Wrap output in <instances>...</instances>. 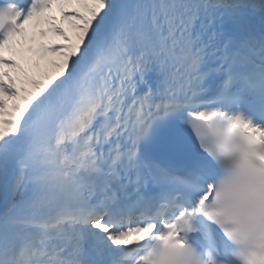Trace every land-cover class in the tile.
<instances>
[{
	"label": "snow or ice",
	"instance_id": "1",
	"mask_svg": "<svg viewBox=\"0 0 264 264\" xmlns=\"http://www.w3.org/2000/svg\"><path fill=\"white\" fill-rule=\"evenodd\" d=\"M0 264H264V0H0Z\"/></svg>",
	"mask_w": 264,
	"mask_h": 264
}]
</instances>
